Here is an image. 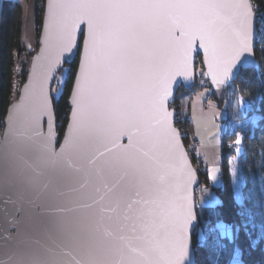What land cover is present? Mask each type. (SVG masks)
Segmentation results:
<instances>
[{
    "label": "snow or ice",
    "instance_id": "6c2138e0",
    "mask_svg": "<svg viewBox=\"0 0 264 264\" xmlns=\"http://www.w3.org/2000/svg\"><path fill=\"white\" fill-rule=\"evenodd\" d=\"M47 10L61 52L72 51L76 30L87 25L72 100L80 134H70L68 142L77 150L107 143L112 148L97 150L88 160L90 174L101 184L93 202L98 213L71 225L49 220L43 230L61 242L53 241L55 246L46 247L45 255L26 254L20 222L10 224L16 235L4 239L15 240L17 248L0 264H185L196 216L187 194L192 170L173 127V113L165 107L171 95L167 55L178 54L186 68L188 51L199 38L213 83L224 84L241 55L252 51L249 0H48ZM125 135L127 145L115 142ZM234 143L239 151V135ZM114 151L116 155L104 158ZM66 163L73 166L70 158ZM233 173L235 178V169ZM208 177L217 179L213 169H208ZM25 183L31 187L36 179ZM239 187L237 179L241 222L217 221L208 229L219 231L215 246L220 249L228 247L220 240L235 245L241 229L248 235L249 226L256 227L253 213L242 207ZM3 203L17 202L6 197ZM62 211L53 209L48 215ZM259 230L258 239L264 240V223ZM256 242L250 239L249 247ZM198 244H206L203 228ZM71 247L81 249V257L72 255ZM242 255L236 245L228 264H243ZM62 256L70 259H59Z\"/></svg>",
    "mask_w": 264,
    "mask_h": 264
},
{
    "label": "water",
    "instance_id": "95a60500",
    "mask_svg": "<svg viewBox=\"0 0 264 264\" xmlns=\"http://www.w3.org/2000/svg\"><path fill=\"white\" fill-rule=\"evenodd\" d=\"M47 3L48 0H45L38 38L39 45L30 61L26 80L20 88L18 98L7 107L3 123L0 122V260L6 259L17 248L15 240L4 239L6 235L13 237L16 235V228L10 227V224L14 222H20L24 231L25 245L22 250L26 254L45 255L46 247L55 246L53 241L61 242L59 237L53 235L50 238L43 230L49 220L56 219L71 225L86 222L94 214H97L98 206L93 202L100 195L96 189L101 187V184L94 174H90L93 166L88 164V160L95 151L103 152L105 147L112 148V144L107 143L100 146L90 144L84 149L77 150L68 142L70 134L74 138L80 134V130L75 127L73 121L75 105L72 100L84 50L87 25L84 24L82 29L76 30V40L72 51L61 52L54 37V28L48 16ZM249 3L251 4V0ZM252 11L254 14L252 51L241 55L224 84L217 86L213 83L205 51L200 47L199 38L194 41L188 51L186 68L178 54L169 52L167 55L171 64L169 72L171 95L165 101V107L173 113V127L178 130L187 167L192 170V178L187 180V194L196 216V220L189 228L190 260L185 261V264H190L192 260L195 264L192 232L198 226L194 197L199 185V177L175 124L176 112L170 106L181 85L188 87L195 83V60L198 55L201 56L204 78L215 90L229 86L242 69H251L256 65L255 46L258 28L253 7ZM176 35H179L178 31ZM78 51V65L68 99L70 112L63 135L59 137L56 130L51 84L58 74L60 66L67 59L74 58ZM115 142L127 145V135L118 137ZM116 154L117 152L114 151L104 158H110ZM69 158L72 161V167L66 163ZM77 168L80 170L77 171ZM37 173H39L38 176ZM6 177L9 181L7 183ZM31 177H35L36 183L28 187L25 181ZM6 197L17 203L5 205L3 200ZM104 203L107 205V200ZM18 206L21 208L20 211L16 210ZM53 209H63V211L55 217L49 216L48 212ZM101 235H103V230H101ZM33 241L39 243H33ZM70 251L77 258L82 255L81 249L77 247H71ZM59 259H70V257L62 256Z\"/></svg>",
    "mask_w": 264,
    "mask_h": 264
},
{
    "label": "trees",
    "instance_id": "16d2710c",
    "mask_svg": "<svg viewBox=\"0 0 264 264\" xmlns=\"http://www.w3.org/2000/svg\"><path fill=\"white\" fill-rule=\"evenodd\" d=\"M45 0H35V19L38 31H40ZM258 33L255 46L256 65L251 69H242L237 78L227 87L215 90L207 84L209 95L219 107H225L228 111L229 92H237L247 108L246 115L239 113L240 119H233L228 115L227 125L230 128L224 130L221 146V172L222 177L218 184L212 185L208 177L207 168L189 150V144L193 140V124L190 120V98L200 88L195 81L192 86L181 85L175 96L173 104L175 109V124L178 127L183 143L197 170L199 186L210 188L217 201L215 204L199 205L196 202L195 210L198 218V226L192 232V243L195 254V264H228L231 250L238 245L242 249L243 264H264V240H259V225L264 223V25L258 23ZM24 49L23 46V8L21 0H0V122L3 123L7 107L14 101V80L16 76L17 56ZM201 56L196 57L195 62L201 61ZM79 51L72 59H67L60 66L59 71L64 72V78L59 86L57 94L52 93L53 109L56 122V130L59 137H62L68 121L70 106L68 104L69 94L72 88L77 65ZM198 60V61H197ZM21 86L26 80L29 62L20 61ZM55 80V79H54ZM51 84V91L52 85ZM188 97L183 102V98ZM227 103V105H226ZM229 113V112H228ZM233 119V120H232ZM240 133L242 139L240 147L241 154L238 156V173L240 178L239 193L242 198V207L250 210L254 215L255 228L249 226L248 235L241 229L235 245L230 244L226 239L220 240L221 244H227V249H220L215 246L219 237L218 233L209 232L217 221L225 224H238L241 217L237 214L241 206L237 204L232 174L229 169V160L235 154L229 147ZM205 229L206 244L201 247L198 244L197 230ZM257 242L250 248L249 240Z\"/></svg>",
    "mask_w": 264,
    "mask_h": 264
},
{
    "label": "rangeland",
    "instance_id": "374dc122",
    "mask_svg": "<svg viewBox=\"0 0 264 264\" xmlns=\"http://www.w3.org/2000/svg\"><path fill=\"white\" fill-rule=\"evenodd\" d=\"M21 3H22V8H23V46H24V49L17 56V61L19 63H16V64H20V61H22L23 59L25 60L26 56H31L34 53H36V51L38 49V45H39L38 38H39V32L40 31H38L37 23H36V19H35V0H21ZM254 13H256V12H254ZM28 61L29 60L27 59L26 62H28ZM195 66H196V82L200 86L199 89H201V88L205 87L207 84H209V82L204 78V74H203L204 68L202 65V61L195 62ZM21 73H22V69L17 65L16 66V76H15V80H14V85H15L14 88H16L15 90H19V88L21 86ZM63 78H64V72L59 71L58 74L56 75L54 83L52 85L53 86L52 87V93H54V94L58 93L59 86L61 85ZM53 89H55V91H53ZM229 94L230 95H229L228 103L230 104V106L228 107V112H229L228 115L232 114V116H234L233 119H240L239 118L240 112L243 111L241 113L243 115L247 114V112L245 111V109L247 108V105L243 100H241V98L239 97L237 92L233 93L232 91H230ZM188 99H189L188 97H184L182 100L184 102V101H187ZM226 105H227V103H226ZM228 128H229V126H228ZM228 128H225V129L228 130ZM237 135H239L240 140H241L242 137H241L240 133H238ZM237 135L234 138V142L237 139ZM222 139H223V135L221 138V142H222ZM194 141H195V139L193 138V140H191V142L189 144V150L191 152H194V150L196 151L197 144H195ZM234 149H235L234 152L239 154L240 145H239V151H237V146ZM237 154H235V158H230V160H229V163L232 164V167H233L232 168V181H233L234 188H235L237 179H238V182L240 184V178H239V174H238V161H237L239 155L236 156ZM195 157L198 159L197 151L195 153ZM233 169H235V178H234ZM220 174L222 175L221 171L218 175H220ZM218 175H217L216 180L219 181L220 179L218 178ZM197 188H196L197 192H196V199H195L197 204H199V205L209 204L210 201H213L216 199V197L211 198L209 195L205 196L206 192L204 190L207 188H205L203 186H199V185ZM201 229L202 228H199L197 230L198 236L200 234ZM216 232L219 235V231H216Z\"/></svg>",
    "mask_w": 264,
    "mask_h": 264
},
{
    "label": "crops",
    "instance_id": "0c3cea01",
    "mask_svg": "<svg viewBox=\"0 0 264 264\" xmlns=\"http://www.w3.org/2000/svg\"><path fill=\"white\" fill-rule=\"evenodd\" d=\"M189 110L190 120L193 124L192 135L197 142L198 159L206 166L207 173L208 169H213L217 177L221 171V138L227 125L228 111L224 107H219L217 102L210 97L207 87H203L193 94L190 98ZM241 151L240 147L239 154L235 153L236 156L240 155ZM235 154L231 158H235ZM232 168V164L229 163L231 174ZM210 182L212 185H216L219 181L210 179ZM205 192V196L209 195L211 198H215L210 188H207Z\"/></svg>",
    "mask_w": 264,
    "mask_h": 264
},
{
    "label": "built area",
    "instance_id": "2783aa9c",
    "mask_svg": "<svg viewBox=\"0 0 264 264\" xmlns=\"http://www.w3.org/2000/svg\"><path fill=\"white\" fill-rule=\"evenodd\" d=\"M251 5H252L253 9L255 10L254 12H256L255 16H256V20H257V27H258L259 22L264 25V0H251ZM33 55L26 56L25 60L28 59L29 60L28 62H30ZM17 65L20 67V64H17ZM203 74H204V72H203ZM20 88H21V86H20ZM20 88H19V90H15L16 88L14 89L13 94H12L13 100H16L18 98ZM224 130H226V129H224ZM194 143L197 144V142H195V141H194ZM221 146H222V142H221ZM229 147L232 150H235L234 148L236 147V145L234 143V140L229 142ZM193 153L195 155L196 151L194 150ZM221 177H222L221 174L218 175L219 179H221Z\"/></svg>",
    "mask_w": 264,
    "mask_h": 264
}]
</instances>
